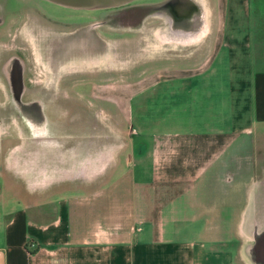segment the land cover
<instances>
[{
  "label": "crops",
  "instance_id": "crops-1",
  "mask_svg": "<svg viewBox=\"0 0 264 264\" xmlns=\"http://www.w3.org/2000/svg\"><path fill=\"white\" fill-rule=\"evenodd\" d=\"M207 2L205 39L118 107L138 162L52 211L0 201V264H264V8Z\"/></svg>",
  "mask_w": 264,
  "mask_h": 264
},
{
  "label": "rangeland",
  "instance_id": "rangeland-1",
  "mask_svg": "<svg viewBox=\"0 0 264 264\" xmlns=\"http://www.w3.org/2000/svg\"><path fill=\"white\" fill-rule=\"evenodd\" d=\"M248 2L253 23L264 0ZM207 21V0L109 6L0 0V201L6 200V213L20 202L29 212L52 211L60 197L109 182L127 155L137 163L141 144L133 137L129 143L118 107L133 103L130 88L144 76L196 44L182 43L177 29L196 36ZM257 153L264 166V142Z\"/></svg>",
  "mask_w": 264,
  "mask_h": 264
},
{
  "label": "bare ground",
  "instance_id": "bare-ground-1",
  "mask_svg": "<svg viewBox=\"0 0 264 264\" xmlns=\"http://www.w3.org/2000/svg\"><path fill=\"white\" fill-rule=\"evenodd\" d=\"M50 1H55V2H58V3H62V4H68L66 3L64 0H50ZM180 2V1H179ZM194 2V1H193ZM179 4V3H178ZM194 6V4H193ZM184 7V6H183ZM179 10L178 13H180L181 15H189V12L187 13V11L183 10L182 8H178ZM165 15V14H164ZM167 16V15H166ZM195 19V18H194ZM204 29L201 30L199 33H197V35L195 36L191 30L189 31H184V30H180V29H177V31L174 33L175 37H177V39H180L182 40V43L184 44H187V43H191L192 42H195L197 39H199V37L204 33ZM173 34V33H172ZM205 34V33H204Z\"/></svg>",
  "mask_w": 264,
  "mask_h": 264
},
{
  "label": "water",
  "instance_id": "water-1",
  "mask_svg": "<svg viewBox=\"0 0 264 264\" xmlns=\"http://www.w3.org/2000/svg\"><path fill=\"white\" fill-rule=\"evenodd\" d=\"M68 5L109 6L129 0H64Z\"/></svg>",
  "mask_w": 264,
  "mask_h": 264
},
{
  "label": "flooded vegetation",
  "instance_id": "flooded-vegetation-1",
  "mask_svg": "<svg viewBox=\"0 0 264 264\" xmlns=\"http://www.w3.org/2000/svg\"><path fill=\"white\" fill-rule=\"evenodd\" d=\"M12 85L14 87V91L18 94L19 93V88L17 86V82H16V78L14 76H12Z\"/></svg>",
  "mask_w": 264,
  "mask_h": 264
},
{
  "label": "built area",
  "instance_id": "built-area-1",
  "mask_svg": "<svg viewBox=\"0 0 264 264\" xmlns=\"http://www.w3.org/2000/svg\"><path fill=\"white\" fill-rule=\"evenodd\" d=\"M27 247L33 248V247H35V244L30 241L27 243Z\"/></svg>",
  "mask_w": 264,
  "mask_h": 264
}]
</instances>
